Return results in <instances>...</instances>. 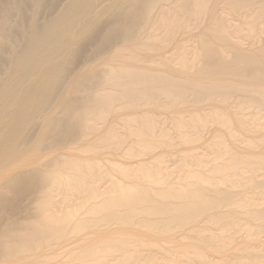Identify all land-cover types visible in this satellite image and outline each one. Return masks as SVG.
<instances>
[{"label":"bare ground","instance_id":"bare-ground-1","mask_svg":"<svg viewBox=\"0 0 264 264\" xmlns=\"http://www.w3.org/2000/svg\"><path fill=\"white\" fill-rule=\"evenodd\" d=\"M0 264H264V0H0Z\"/></svg>","mask_w":264,"mask_h":264}]
</instances>
